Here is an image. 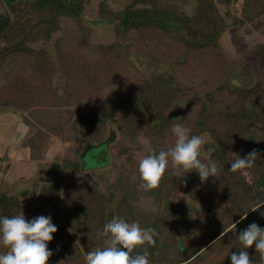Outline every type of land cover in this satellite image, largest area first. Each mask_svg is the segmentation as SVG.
Listing matches in <instances>:
<instances>
[{"label":"rangeland","instance_id":"obj_1","mask_svg":"<svg viewBox=\"0 0 264 264\" xmlns=\"http://www.w3.org/2000/svg\"><path fill=\"white\" fill-rule=\"evenodd\" d=\"M9 1L0 0V29L11 17ZM156 1L183 6L189 15L196 10L194 0ZM103 2L110 10L133 3L134 10L152 6L151 0H90L84 28L59 30L0 63V191L18 197L25 193L27 198L35 186L52 187L54 167L60 166V197L44 199L41 214L57 215V224L69 219L75 227L84 225L86 214L70 200L84 185L108 201L105 222L119 215L123 199L128 211L140 217L124 219L142 228L182 213L188 221L170 223L165 236L171 256L184 261L218 227L232 223L239 199L258 194V188L264 191V15L239 22L243 0H217L228 27L216 46L190 50L157 28L118 36V19L101 16ZM109 106L113 109L102 124V138L93 140L98 145L113 138L108 163L98 168L107 162L105 154L100 156L106 150L102 146L85 156L90 170L81 178L68 172L64 164L81 156L74 154L76 125L82 127ZM252 106L259 117L244 119ZM173 124L204 137L205 150L215 149L219 173L201 182L195 170L176 177L170 164L161 192H145L139 161L153 149L174 145ZM253 149L260 154L253 167L230 171L234 159ZM72 181L78 188L68 191ZM253 222L262 228V215L251 212L241 218L239 230ZM102 229L93 236L95 248L103 246L98 236ZM234 252L222 239L183 264H231ZM54 256L63 257L58 251Z\"/></svg>","mask_w":264,"mask_h":264},{"label":"trees","instance_id":"obj_2","mask_svg":"<svg viewBox=\"0 0 264 264\" xmlns=\"http://www.w3.org/2000/svg\"><path fill=\"white\" fill-rule=\"evenodd\" d=\"M90 0H13L7 2L10 20L0 29V63L8 55L21 52L28 49L29 44L38 40H49L52 34L59 30L66 31L69 29L80 28L83 26V14L85 6ZM150 1V0H147ZM196 1V10L193 15H189L183 6L164 3L161 1L151 0L152 6L149 8H139L134 10L137 3H133L123 9L113 10L108 9L107 3L101 4V16L103 19L119 21L116 30L118 36L127 35L132 30H141L144 28H157L167 35L170 40L177 41L185 45L190 50H202L211 46H216L223 32L228 27L227 21L221 14L217 0H194ZM227 1V0H226ZM109 10V11H108ZM243 19L236 21H251L264 15V0H243L242 3ZM248 112L244 114V119H256L259 116L257 109L252 106ZM112 106L108 107L107 112H98L89 122L85 121L82 127L76 125L77 133L75 135L76 144L74 146L75 153L80 156L77 159L66 162L64 166L68 172H73L76 176H82L83 171L90 170L84 164V158L94 148L102 146L106 150L100 156L105 154V164L98 168H103L109 161L108 146L113 138L109 141L101 142L98 145L93 144V140L102 138V124L111 117ZM87 126V128H86ZM80 129V130H78ZM241 129V128H238ZM237 131V130H236ZM238 132V131H237ZM56 176L53 179L52 187L43 185L35 186L34 190L26 198L25 193L22 196H9L5 192L0 191V217H12L23 212L28 221L39 217L49 216L52 223L59 227L58 231L53 234V240L48 243V248L53 252L49 258L48 264H86L85 258L88 251L93 250L97 239L93 236L96 234L98 227H103L106 223L104 209L108 201L99 193L87 186L78 188L77 182H70V189H77V195L72 198L71 202L74 208L79 212L86 214V223L82 226H73L69 219L65 223L57 224L58 216L54 214L47 215L38 209L44 205L43 200L55 194L60 197L59 185L60 179L57 177L60 166L54 167ZM94 168V169H98ZM161 184L153 192L156 194L161 192ZM40 188V193H38ZM58 189V190H57ZM56 191V193H54ZM60 191V190H59ZM67 191V192H68ZM69 193V192H68ZM254 192L249 193L244 200H238L237 215L232 223L223 227H218V230L211 236L202 246L203 249L211 246L217 241L224 240L228 242L230 247L236 249L238 253L242 245L237 241L236 234L240 231L241 218L249 213L264 212V205H261L257 211H252L260 199H264V191L259 188ZM76 197V198H75ZM26 198V199H25ZM126 199H123L119 215L125 218L140 219L136 212L128 211ZM125 205V206H124ZM125 210V211H124ZM66 214V213H65ZM262 228H264V216ZM188 221L185 214L179 213L172 217L159 219L151 227L156 230L158 235L155 237L156 244L154 247L145 245L149 255V264H179L192 261L201 255L203 249L196 250L192 256L184 261L176 262L177 260L171 256L170 249L166 244L165 231L172 222ZM128 221V220H127ZM105 222V223H104ZM236 224V229L233 230V225ZM73 230V232H72ZM75 233V235L73 234ZM222 233V234H221ZM100 239V238H99ZM81 243V247L79 246ZM101 246V245H98ZM143 250V249H139ZM0 251L5 253L7 249L0 246ZM58 251L63 256L59 260L54 256ZM250 257L259 264V254L256 253L255 246L247 249Z\"/></svg>","mask_w":264,"mask_h":264},{"label":"clouds","instance_id":"obj_3","mask_svg":"<svg viewBox=\"0 0 264 264\" xmlns=\"http://www.w3.org/2000/svg\"><path fill=\"white\" fill-rule=\"evenodd\" d=\"M171 132L175 137L173 146L159 152L153 149L139 161L140 187L145 192L159 187L170 164L176 177L195 170L201 182L217 177L219 173L218 162L213 158L215 149L208 147L205 150L203 136L190 135V130L181 124H173ZM258 158V150L253 149L243 158L238 156L234 159L230 171L251 168ZM261 205H264V199H260L252 211H257ZM260 214L264 216V212ZM235 229L236 224L233 225ZM57 231L50 216H39L31 221L23 212L12 217H0V246L7 249L0 254V264H48L53 255L48 243ZM157 235L154 228H142L138 222L129 223L115 216L98 232V236L103 238V246L88 251L86 264H149L150 253L143 246L154 247ZM236 239L242 247L238 253L231 254V264H257L247 251L253 245L259 254V264H264V228L255 222L250 223L236 234Z\"/></svg>","mask_w":264,"mask_h":264}]
</instances>
